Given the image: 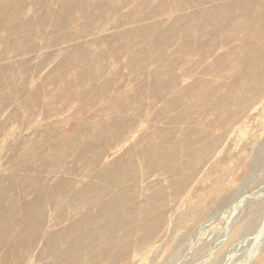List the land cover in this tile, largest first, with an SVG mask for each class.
I'll return each instance as SVG.
<instances>
[{
    "label": "rangeland",
    "instance_id": "374dc122",
    "mask_svg": "<svg viewBox=\"0 0 264 264\" xmlns=\"http://www.w3.org/2000/svg\"><path fill=\"white\" fill-rule=\"evenodd\" d=\"M205 1L12 0L4 6L1 0L0 198L16 203L20 221L27 208L37 207L36 195L42 190L74 184L75 192L83 194L97 187L88 198L109 206L144 209L154 198L148 231L152 238L139 243L135 237L131 246L119 249L126 258L115 264H264V49L259 48L264 46V8L248 25L237 26V33L224 30L217 35L215 30L229 23L207 18L220 2ZM4 15L27 25L25 31L10 25L15 32H9L12 18ZM39 21L49 23L41 36L26 31L29 26L38 30L34 24ZM53 23L69 26L62 30ZM79 27L82 35L66 41ZM245 27L251 35L243 32ZM243 39H249L244 51L234 50ZM218 40L224 42L214 43ZM74 46L76 54L68 51ZM63 55L75 56L76 66L64 68ZM95 57L97 62H92ZM80 74L87 79L79 80ZM81 91L87 93L77 99ZM102 91L107 99L98 96ZM110 101L118 106L101 119L132 125L102 161L109 177L116 180L123 170L117 161L122 155L135 156L142 146H159L173 157L166 160L157 153L148 165L138 155L132 166L124 161L125 169H135V178L113 192L94 179L95 166L84 163L79 153L83 149L75 148L83 135L67 144L78 125L98 122L97 115ZM122 102L130 106L122 110ZM83 108L86 113L77 116ZM94 130L87 132L92 136ZM58 139L66 142L58 144ZM201 155L207 158L198 162ZM54 200L42 207L45 221L31 234L35 246L23 251L8 239L0 264H54L58 243L63 252H72L67 244L80 218L75 214L100 213L96 207H70L76 203L70 194ZM129 208L111 210L127 216ZM12 228H23L19 235H27L26 226ZM117 238L123 234L118 232Z\"/></svg>",
    "mask_w": 264,
    "mask_h": 264
},
{
    "label": "bare ground",
    "instance_id": "6f19581e",
    "mask_svg": "<svg viewBox=\"0 0 264 264\" xmlns=\"http://www.w3.org/2000/svg\"><path fill=\"white\" fill-rule=\"evenodd\" d=\"M2 1L4 3V6H9L12 0H2ZM124 1H127V0H124ZM181 1H182L181 5L182 3L185 4V0H181ZM214 1H219L220 4H223L225 6L222 7V5L219 4L218 7H215L213 8V10H210L208 16L206 17L213 19L215 21L223 20L225 21V23H229L227 27L221 26L219 30L216 29L215 34L217 35L220 33H225V31H227L229 34L237 33L238 30H235L237 26H245V24L250 22V19H249L250 17L256 18L257 16H261L258 12L260 9L264 8V6L262 5L264 4V0H260V2H257L253 5H250L251 0H238L237 3H232L230 5H227V2L229 0H206L205 5L211 2H214ZM201 2H203V0H201ZM239 10H245V14L239 15L238 14ZM261 14L263 15L264 12H262ZM4 17L12 18L9 15H4ZM262 18L264 19L263 16ZM1 23H2V17L0 18V25ZM53 24H54L53 28L58 27L59 29H62V30H65L69 26V25H64V24L58 25V23H53ZM10 25L14 28H17L23 31H25V27L27 26L24 24H17L16 18H12L9 21V24L7 25V30L12 33L15 32V29L11 28ZM48 25L49 23H46V22L41 23L39 21V24H34V26L38 28V30L35 31L32 26H29L27 27L26 31L28 33L29 32L31 33L32 31L34 33L40 34L41 36V30ZM243 28L244 27H242V29ZM92 30L93 29L91 27L88 28L89 32H92ZM243 32L247 36L252 34L250 29H248V27H245ZM82 33H83V29L81 27L76 28V31L70 37L68 36L66 38V41L68 42L74 41L73 39L79 38L82 35ZM49 39L51 41V38ZM6 40L10 41V35L8 36ZM248 40L249 39H243L241 46H239L237 49H234V50L244 51L245 47L247 46ZM257 40L258 39H254V41H257ZM0 41H2V43L5 42V37L2 34H0ZM225 41H230V40H225ZM221 42H224V40H218L214 43H221ZM50 45L54 46V44H50ZM76 46L77 48H84L83 46H79V45H76ZM210 47L215 48V47H218V45L214 46L210 44ZM261 47L264 49V46L262 44H260L259 46L260 50H261ZM43 48H47V45H44ZM7 49H9V47ZM70 50L74 54H76L75 52L77 49L75 50V46L71 47V49H69L68 51ZM234 50H233L234 53L238 52ZM7 52H8V55L14 54V50H7ZM113 54L115 58H117L116 51H114ZM76 57L83 58L80 56H76ZM64 58H66L69 61L68 62L67 60L63 59L64 68H72L76 66L77 62L74 61L75 56H72V57L64 56ZM99 59L100 58H98V60ZM259 61L260 59L256 58V65H260ZM92 62H97V57H95L92 60ZM89 65H92V64L89 63ZM101 78L102 77H99L97 78V80H100ZM248 78H249V75H247L244 78V82ZM83 79H87V77L84 74H80L79 80H83ZM79 93L80 95L76 97L77 99H81L82 97H85L87 92L85 93V91H81ZM98 96H100V98L106 97L105 92L103 91L101 93L98 92ZM84 104H85V101H84ZM117 106H118L117 101H110V104L106 105L105 107L103 106V110H102L104 111L103 113H100V115L96 114L98 116V120H97L98 122L95 121L96 123H92L91 125H87V126L78 125L76 129L74 130V137L67 141V144L70 143L73 145V143L77 139L75 137L77 136L79 138L80 135H83L84 140L81 141L79 145H85V144L86 145L79 146L75 144V148L83 149L82 152H79L81 155V159H83L84 163H87L91 166H95L96 168L94 169V172L91 175L98 182L104 181L105 184L107 183L108 187L107 186L105 187L109 188L111 186L113 188V189L110 188L112 192L113 190L116 189V187H118V189L121 190V186L123 185V183L127 181H132L129 178H132V179L135 178V169L133 168L125 169L124 161L126 164L132 166L135 164V160L137 159L135 158L136 155H138L139 160L146 162L148 165L149 164L148 161H150L149 159L153 157L152 155L157 154V153L161 154L160 158L162 159L169 160L173 158L171 156H168L169 154L165 152H161L162 148H160L159 146H154V145L142 146V148H139L138 154H135V156L131 154L130 157L125 158V155H122L117 161L123 166V170L118 172L116 180H113L112 177H109L107 174V167L105 165H102V161L107 155L109 151V147H112L115 144L119 145L120 142L124 139V130L129 129V127L132 125L127 120L105 122L103 119H101L102 115H105V114L110 115L113 112V108H116ZM129 106H130L129 104L122 102V104L120 105V108L124 110L126 107H129ZM171 107H177V104H175L174 106L171 105ZM86 111H87V108H83L82 110L77 111L76 115L79 117H82V115H84ZM112 119L114 120V118ZM176 121H177V118H174L173 122L175 123ZM92 127H94L95 132L91 136L90 133L88 134L87 131H89ZM98 132L100 134L99 136H97V140L93 141L92 139H96L94 137L96 136L95 134ZM58 138H61V137H58ZM64 142H66L65 139L57 140L58 144L59 143L62 144ZM51 143L53 144V141ZM37 154L39 156H42L44 154L43 150L37 151ZM55 154L57 155V153ZM76 157L77 159L80 158V156H76ZM206 158L207 156L201 155L197 159V161L203 162L206 160ZM63 160L67 161L68 158H64ZM50 177H53V176L51 175ZM74 187H75L74 184H72L70 188H66L65 186L62 187L61 184H57L53 189L52 187L47 188L46 192L44 190H42L41 192L38 191L39 194L36 195L38 197L37 207L35 209L27 208L28 210L25 213L26 216L21 221L19 220L20 213L15 211L18 209L16 208L18 207L15 205L16 203H12V201H9V199L0 198V220H1L0 221V254L3 253L2 249L5 248L8 242V239L10 238L14 239L15 243L19 245L20 248H23V251H28L29 249L34 247L35 239L31 234L33 233L34 229L36 231H39L41 225L45 221V214L43 212L45 209L42 207L54 202L55 198L67 196L69 194H70V198H72L73 201L76 202V203H71L70 207L75 206L76 208L77 206L84 205L87 209H89V211L94 209V207H96L98 208L100 213L75 214L76 216H80L79 219H75L74 221L75 231H73L69 235L67 234L68 238L70 239V242L67 244V248L68 249L72 248V252L70 253L68 251L63 252V249H64L63 245L58 243L56 246H54L55 245L54 244L53 246H54L55 253L53 252V258H52L54 264L57 263V261H59V264H115L126 258L125 251L121 252L119 251V249L120 248L123 249V248H127L128 246H131V243L135 237H138L137 242L139 241V243L143 241H147L150 238H152V235L148 233V231H149V228H151V223L154 220L153 209H151L152 205H150L152 201H154V198H152L151 200L149 199L148 202L150 206L148 205V208H144V209H139L135 207L134 204H132L131 206L129 205L119 206L117 204L113 206H109L107 204H100V202H94L93 200L91 201V199L88 198L91 192L97 190V187L96 188L91 187L90 189L83 191V194H81V192H75ZM62 190H64L65 192L64 194L62 193ZM102 191L109 193L110 190L107 191L103 189ZM59 192L61 194H57ZM103 194L106 195L105 193ZM57 195H60V196L56 197ZM159 196L161 195L159 194ZM128 199H129V202H132L133 197L129 196ZM47 200H49V203ZM50 206H52V204ZM117 208H120L119 210L129 208V210H131L132 213L127 214V216H125V214H117V212H113V210H111V209H117ZM128 216H129V219H128ZM2 217L4 218L3 220L1 219ZM17 224H21L23 225V227L26 226L27 235H24V236L19 235V233H22V232L24 233V231H22L23 228L19 229V231L13 230L12 227H14ZM81 230L85 232L83 235L80 234V236H77L74 233L76 231L80 232ZM118 232L123 234V238H117ZM139 233L142 234L140 239L138 236ZM62 235L64 234H61V236ZM56 239H57L56 237H53L52 241ZM93 246H96V248H98L99 251L94 252V250L96 249H94ZM23 253H21L20 255H23ZM92 254L98 255V258L95 259V257L92 256Z\"/></svg>",
    "mask_w": 264,
    "mask_h": 264
}]
</instances>
